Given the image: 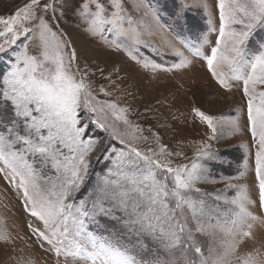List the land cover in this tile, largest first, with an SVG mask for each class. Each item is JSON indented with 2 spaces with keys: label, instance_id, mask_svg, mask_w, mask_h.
I'll return each mask as SVG.
<instances>
[{
  "label": "snow or ice",
  "instance_id": "obj_1",
  "mask_svg": "<svg viewBox=\"0 0 264 264\" xmlns=\"http://www.w3.org/2000/svg\"><path fill=\"white\" fill-rule=\"evenodd\" d=\"M126 5L127 0H26L0 16V53L19 45L0 71V180L39 222L41 227L29 229L56 264H264V37L257 38V30L264 31V0H217L216 37L201 40L203 55L195 51L216 87L241 92L246 109L256 197H249L246 186L226 183L238 193L227 201L230 211L220 207L222 191L213 199L202 187L224 182L212 170L211 144L199 145L197 162L189 166L177 162L178 151L139 149L107 122L109 112L127 109L95 83L89 58L60 19L71 10L86 36L147 67L151 61L139 53L154 45ZM134 7L163 30L160 9L149 0ZM199 7L207 10V0H199ZM172 16L178 26L187 23L185 5L174 0ZM166 46L183 57L172 41ZM178 67L190 69L192 63L183 58ZM192 111L206 126L207 140L219 142L224 121L198 107ZM115 118L130 126L126 118ZM100 160L104 167L93 178V163ZM256 239L260 248L237 255L241 244Z\"/></svg>",
  "mask_w": 264,
  "mask_h": 264
},
{
  "label": "rangeland",
  "instance_id": "obj_2",
  "mask_svg": "<svg viewBox=\"0 0 264 264\" xmlns=\"http://www.w3.org/2000/svg\"><path fill=\"white\" fill-rule=\"evenodd\" d=\"M25 2L0 0V16L11 14ZM149 2L160 9L159 25L164 26L161 31L156 30L157 22L150 14L135 9L137 0H127L126 5L131 17L149 33L144 39L154 45L139 53L144 60L151 61L147 67L143 62L129 59L126 53L109 50L98 37L86 36L74 22L71 10L60 19V26L69 34L82 56L89 58L95 72V83L104 85L111 92L107 99L117 102L119 108L127 109L126 112H109L106 117L126 141L144 151L151 148L159 153L161 147L178 151L182 155L176 158L177 162L189 166L197 162L196 148L202 143L211 144L216 153V159L211 162L212 170L224 182L202 187L213 194V199L216 192L222 191L220 207L230 211L232 206L227 201L234 199L238 193L235 188H226V183L246 186L251 199H255L256 190L243 96L239 91L226 93L219 90L204 70L201 60L195 56L197 48H200L201 55L206 51V46L201 44L202 39L214 41L216 37L213 29L217 23V0H207V10L199 7V0H176L185 5L187 13V23L181 20L179 26L172 16L174 0ZM50 15L51 12L46 18ZM56 15L60 16V12L57 11ZM260 37H264V31L258 29L257 38ZM166 41H172L183 57L176 56L174 49L166 46ZM15 47L16 51L0 53V71H6L12 63L11 57L18 54L19 45ZM183 58L191 61L190 69L178 67ZM153 64L157 67L154 68ZM100 68L104 69L103 74ZM108 75L112 77L111 81L104 79ZM99 99L104 100L105 97L101 95ZM197 107L224 121V136L219 142L207 140L206 126L199 123L192 111ZM116 115L130 121V126H125L123 119L117 121ZM232 122H235V127ZM104 163V160L93 163V178L100 175ZM229 211L223 212V215L227 216ZM252 212L253 215H260L256 208ZM30 224L41 227L24 211L15 193L0 180V264H56V258L44 250L47 245L40 247V241L32 235ZM200 242L203 244L205 238L200 237ZM261 243L259 239L249 240L239 246L237 255L243 256L253 248H260Z\"/></svg>",
  "mask_w": 264,
  "mask_h": 264
}]
</instances>
